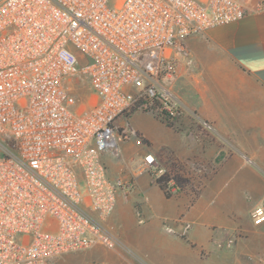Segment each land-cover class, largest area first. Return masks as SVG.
Instances as JSON below:
<instances>
[{
  "label": "built area",
  "instance_id": "1",
  "mask_svg": "<svg viewBox=\"0 0 264 264\" xmlns=\"http://www.w3.org/2000/svg\"><path fill=\"white\" fill-rule=\"evenodd\" d=\"M248 10L264 0H0V264L118 245L109 219L134 181L102 158L142 145L126 114L173 120L184 41ZM137 172L163 170L146 154ZM249 216L264 224V201Z\"/></svg>",
  "mask_w": 264,
  "mask_h": 264
},
{
  "label": "crops",
  "instance_id": "2",
  "mask_svg": "<svg viewBox=\"0 0 264 264\" xmlns=\"http://www.w3.org/2000/svg\"><path fill=\"white\" fill-rule=\"evenodd\" d=\"M257 1L250 0L246 4L252 8ZM184 45L189 52L190 65L185 61L178 65L177 72L180 77L184 75L185 79L189 80L190 76L186 70L193 65L195 71L202 68L200 71L204 70L205 74L219 73L220 77L225 74L226 78L237 81L239 76H235V70L250 79L264 93V10H248L238 21L211 27L188 37ZM136 114L138 113L135 112L130 116L129 123L142 137L141 146H144L143 138L159 145L164 143L163 135L167 134L165 126L151 118L150 126L148 124L136 125L132 122ZM228 126L231 129L238 128V124L234 122L229 123ZM250 128H255L254 123L250 124ZM262 131L261 143L255 141L254 131L247 132L246 163L248 167L241 172L243 166L239 164L237 156H231L226 161L227 163L221 166L214 182L205 186L199 200L192 203L193 205L184 196H172L167 199L158 186L145 176L147 173L137 172L146 154H152L155 157L148 148L145 151H137L138 155L133 160L134 164L124 175L110 172L108 160L111 157L115 158L110 154H105L102 160L108 175L124 179L132 178L134 181V189L125 198L123 196L117 198L114 211L109 219V224L113 227L115 234L120 236L119 243L126 248L116 253L121 261L119 264H142L140 261L146 264H191L193 251L184 240L178 238V235L183 233L186 234L187 240L205 249L208 253L210 252L205 261L200 264H253V260L242 263L238 258V252L216 251L217 248L213 243L217 241L214 239L215 241L212 242L216 233L209 227L214 226L220 231L224 230L222 232H230L235 229L236 224L233 220L223 219L222 211L218 217L216 216L218 211L214 212L215 217L210 216L207 211V200H203L202 196H215V198L219 196L218 201L221 204L225 203L224 208L230 213L241 212L242 214L250 213L255 205L264 201V120ZM144 141L146 144L147 141ZM125 147L123 142L119 144L120 154L126 149ZM140 153L143 154L140 155ZM191 153L193 152L190 149L175 150V156L181 163L180 156L186 157ZM119 156L116 159H119ZM200 157L208 158L206 151L202 152ZM222 208L223 206L215 207L217 210H222ZM187 223L191 224L188 230L186 229ZM164 225L172 229L175 235L165 233L162 229ZM250 225L255 228L264 226V224L254 226L252 222ZM143 246L146 247L143 248ZM87 253L97 256L102 252L94 248ZM228 253H231V256ZM246 254L249 257L247 252ZM250 256L253 255L250 254Z\"/></svg>",
  "mask_w": 264,
  "mask_h": 264
},
{
  "label": "rangeland",
  "instance_id": "3",
  "mask_svg": "<svg viewBox=\"0 0 264 264\" xmlns=\"http://www.w3.org/2000/svg\"><path fill=\"white\" fill-rule=\"evenodd\" d=\"M249 1L244 0V3ZM200 69L195 71L193 65L188 68L186 72L190 76L189 80H186L184 75L180 77L177 72L173 89L180 101L181 108L172 120L173 126L171 128L147 112L136 111L138 114L132 118L134 124L139 126L148 124L150 126L151 118L165 126L167 134L163 135L164 143L161 145L155 142L151 143L145 138L143 140L147 141V145L143 142V147L136 145L133 140L123 142L126 149L122 151L120 158L113 159L111 157L108 160V168L111 173L121 175L128 173V169L134 164L133 160L138 155L137 151L139 150L145 151L148 148L152 151L159 168L164 171L169 167L171 161L178 160V157L175 156V150L190 149L193 153L186 157L180 156L179 159L182 163L179 162L184 165L186 178L189 179V182L183 183L182 181L183 189L174 190L172 196H184L191 204H194L199 200L205 186L214 182L221 166L227 163L226 161L231 156H237L239 164L243 166L241 172L248 167L246 163L248 153L247 132L254 131L255 141L259 143L263 139L264 93L250 79L235 70V76H239L237 81L226 78L225 74L223 77H220L219 73L205 74V71H200ZM88 93V88L85 86L80 95L85 99ZM202 122L209 124L211 129H204ZM233 122L238 124V128L231 129L228 126L229 123ZM251 123H254V129L250 128ZM205 151L208 158L200 157V154ZM142 154L140 153V155ZM145 176L152 183H155L152 175L147 173ZM202 197L203 200H207V211L210 216L215 217L213 214L218 211L216 215L218 217L222 211L223 219L233 220L236 224L235 229L230 232H222L224 230L220 231L214 226L209 227L216 233L212 239V242L217 241L215 244L213 243L214 247L217 248L216 251L238 252V258L242 263L253 260V264H264V226L255 228L250 225L249 213H230L224 208L226 204H221L218 201L219 196L216 198L215 196ZM216 206H223V208L217 210L215 209ZM165 225L162 226L164 232L175 235L174 231ZM189 228H191V224L186 226L187 230ZM115 237L120 238L119 234H115ZM178 238L184 240L193 251L191 264H200L210 255V252L208 253L205 249L187 240L185 233L178 235ZM120 241L123 242V240ZM145 247L143 246V248ZM94 248L100 249L102 253L91 256L87 253L88 250L69 254L53 260L51 264H119L121 261L116 253L126 250L125 246L120 243L114 247L96 246ZM246 252L249 257H247ZM103 256L104 258H101ZM140 263L146 264L141 261Z\"/></svg>",
  "mask_w": 264,
  "mask_h": 264
},
{
  "label": "trees",
  "instance_id": "4",
  "mask_svg": "<svg viewBox=\"0 0 264 264\" xmlns=\"http://www.w3.org/2000/svg\"><path fill=\"white\" fill-rule=\"evenodd\" d=\"M137 111V108H133L129 113L126 114V118ZM167 127H172V120H166L163 122ZM143 142H145L143 140ZM10 146H13V141L8 142ZM187 174L184 169V166L178 161L173 160L170 162L169 167L165 169L158 177L155 178V184L163 192L164 196L169 199L173 195V190L178 191L182 190L184 182H189V179L186 178Z\"/></svg>",
  "mask_w": 264,
  "mask_h": 264
}]
</instances>
